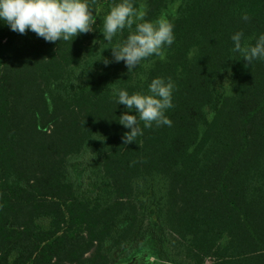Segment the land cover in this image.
I'll return each mask as SVG.
<instances>
[{"label":"trees","instance_id":"16d2710c","mask_svg":"<svg viewBox=\"0 0 264 264\" xmlns=\"http://www.w3.org/2000/svg\"><path fill=\"white\" fill-rule=\"evenodd\" d=\"M48 1L0 0V264L264 257V0Z\"/></svg>","mask_w":264,"mask_h":264},{"label":"rangeland","instance_id":"374dc122","mask_svg":"<svg viewBox=\"0 0 264 264\" xmlns=\"http://www.w3.org/2000/svg\"><path fill=\"white\" fill-rule=\"evenodd\" d=\"M44 5L48 8H52L55 5V0H49L45 2ZM179 6V2L175 5L171 6L167 11L164 12L165 16L174 15L177 12V8ZM163 16L161 20L158 22V26H164L167 23V17ZM100 21L103 20V16L99 18ZM75 161L79 162V173L81 178H87L91 174L87 173L91 169L92 161L89 157L81 156ZM171 242L173 243V251L175 254V258L178 264H264V260H261L256 255L245 256L244 258L235 259H221V258H213L207 257L204 255H199L196 251L192 250L188 247L187 250H181L180 245H182V241L173 233L170 235Z\"/></svg>","mask_w":264,"mask_h":264},{"label":"crops","instance_id":"0c3cea01","mask_svg":"<svg viewBox=\"0 0 264 264\" xmlns=\"http://www.w3.org/2000/svg\"><path fill=\"white\" fill-rule=\"evenodd\" d=\"M170 235H171V233L169 234V239H170L171 247H172V250H173V246H174L173 243H174V242H171ZM176 236H177V235H176ZM177 237H178V236H177ZM178 238H179V237H178ZM179 239H180V238H179ZM180 240H181V239H180ZM181 241H182V240H181ZM180 249H181V250H187V249H188V246L182 242V245H180ZM173 255H174V258H175L174 251H173ZM256 255H257L258 258H260L261 260H264V257L262 256L261 253L255 254V257H256ZM175 262H176V264H178L177 261H176V258H175Z\"/></svg>","mask_w":264,"mask_h":264}]
</instances>
